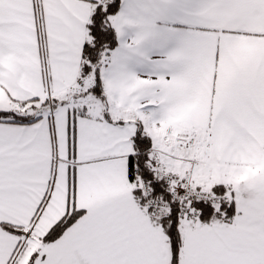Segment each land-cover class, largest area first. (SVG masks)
<instances>
[{"label":"snow or ice","instance_id":"6c2138e0","mask_svg":"<svg viewBox=\"0 0 264 264\" xmlns=\"http://www.w3.org/2000/svg\"><path fill=\"white\" fill-rule=\"evenodd\" d=\"M0 264H264V0H0Z\"/></svg>","mask_w":264,"mask_h":264}]
</instances>
